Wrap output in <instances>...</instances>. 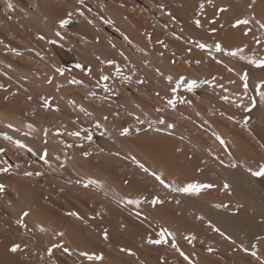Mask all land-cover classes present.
Here are the masks:
<instances>
[{"label": "bare ground", "instance_id": "1", "mask_svg": "<svg viewBox=\"0 0 264 264\" xmlns=\"http://www.w3.org/2000/svg\"><path fill=\"white\" fill-rule=\"evenodd\" d=\"M251 2L0 0V148L5 150L0 168H8L0 172V264H188L180 252L193 264H258L207 226L212 221L237 244L255 242L264 254V178L247 170L264 162V103L254 91L264 69L249 63L253 55L264 57V29L250 23L245 36L244 26L231 27L237 18H264V0L249 8ZM220 7L228 10L218 13ZM69 11L72 23L59 28L58 21ZM192 41L213 45V55L235 71L217 64ZM216 42L226 50L246 44V58L215 52ZM77 63L83 68H76ZM58 67L66 69L63 75ZM244 71L249 74L247 95L237 75ZM104 75L107 81L101 79ZM181 77L197 80L194 92L183 82L172 92ZM72 78L83 84L69 83ZM89 91L97 96L88 97ZM225 95L227 101L221 99ZM253 96L256 106L245 111ZM42 97L49 100L48 109L41 107ZM170 98L176 101L175 110L159 111ZM137 116L145 123L138 124ZM245 117L247 129L241 126ZM129 125L130 134L121 135ZM136 128L143 130L137 133ZM77 130L81 136L90 132L92 141L67 134ZM213 133L226 141L227 151ZM85 151L91 155L84 156ZM233 160L235 168L229 166ZM153 172L176 188L193 182L216 187L171 192ZM225 181L230 193L222 191ZM154 196L164 203L153 206ZM237 205L243 207L237 211ZM161 229L171 233L168 243H147ZM192 235L196 239L189 243ZM13 243L21 250L12 253ZM64 247L70 251L65 253ZM82 253L102 254L103 260H89Z\"/></svg>", "mask_w": 264, "mask_h": 264}, {"label": "snow or ice", "instance_id": "2", "mask_svg": "<svg viewBox=\"0 0 264 264\" xmlns=\"http://www.w3.org/2000/svg\"><path fill=\"white\" fill-rule=\"evenodd\" d=\"M207 2L209 4H212L213 0H207ZM78 3L80 4H84V0H78ZM256 3V0H252L251 3L248 4V7L249 8H253V6L255 5ZM8 8H11L12 5L11 4H8L7 5ZM204 9V4L201 3L200 4V10L203 11ZM228 9L227 8H224V7H220L217 9V12L218 13H223L225 11H227ZM76 14H79L81 16L84 15V13L82 11H80V9H76ZM89 11H91L89 9ZM74 13L72 11H69L66 15V18H62L58 21V24H59V28L61 29H66L71 23H72V17H73ZM174 19V18H173ZM255 23L256 25L259 26L260 29H264V18H261V19H256L255 15H252V18L249 19L247 16L244 17V18H237L235 19V21L232 23L231 27L232 28H238L240 26H244L245 27V31L243 32V35L247 36L249 35V33L251 32V29L250 28H247V26L250 24V23ZM89 23H91V21H89ZM105 23H111L110 20H105ZM197 25H199V20L196 21ZM212 32H216V29L215 28H212L211 29ZM57 36H60L61 33L60 32H57L56 33ZM39 39H44L43 36H39L38 37ZM125 39H127V37H125ZM159 43H163L162 41H158ZM50 43H55V41H50ZM192 43L195 44V46L201 50H206L207 51V55L209 57H211L213 60L216 61L217 64H223V66L225 68L228 69V71L230 72H233L235 71V69L229 67L227 64H224L223 60H220V59H217V57L215 55H213V52H212V48H213V45H209L207 43H203V42H198V41H192ZM255 43L257 44H260L261 41L259 39H256L255 40ZM166 47V45H165ZM248 46L245 44L243 46V48H236L234 50H226L224 46H222V44L220 42H216L214 44V48H215V52L217 53H225L226 55H229V56H237L239 55L240 59L243 60L245 59L246 57L243 55V51H244V48H247ZM9 51H12V52H15L16 55H20L19 52H17L15 49H9ZM189 51H191V49H189ZM37 55H39V53H37ZM121 55H123V53H121ZM107 63L109 64H115L116 62L114 60H109L107 61ZM197 63H199V61H197ZM249 63L252 64V65H255L257 68H261V69H264V57H257L255 55H253L251 57V59H249ZM76 68H83V66L79 63H77L75 65ZM56 71L63 75L64 72L66 71V69L64 68H56ZM120 69H119V66L117 65L116 67V75H120ZM237 75H239L240 77V80L242 82V89H243V93L244 95H247L248 94V91H249V85H248V80H249V74L247 71H244L242 74L241 73H237ZM102 80L104 81H107L109 79V76L107 75H104L101 77ZM123 79L125 81H131V77L129 76H124ZM167 79L169 81H171L172 77L169 76L167 77ZM215 80V78L213 77V81ZM49 83H52V79L50 78ZM181 82L184 83V86L186 87V90L188 92H194V90L198 87V82L197 80L193 79L191 81H185L184 77H181L180 78V81L177 82V85L176 87H173L172 88V92L175 93L177 91V88H179ZM234 81H230V83H232ZM69 83H72V84H83V81L81 80H77L75 78H72L71 80H69ZM136 83H143L142 80H137ZM199 83H203V84H208L210 83V81L208 80H202L200 81ZM4 86L2 84H0V88H3ZM103 89L105 92H108L110 91L109 87L107 84H103L102 85ZM222 87V86H221ZM254 91L257 92V94L259 95V98H260V102L261 103H264V79H261L259 80V82L255 85V88H254ZM88 97H96L97 96V93L95 91H89L88 92ZM158 95V94H157ZM29 100H31L32 98L31 97H28ZM43 100V103L41 105V107H43L44 109H48L50 107V103H49V100L48 99H45V98H41ZM222 100H225L227 101L229 99V97L227 95L225 96H222L221 97ZM256 98L255 96L253 97H249V106L245 107V111H248L250 112L252 108H254L256 106ZM239 107V105H237ZM172 108L173 110H175L176 108V101L175 99H167L166 101V104H165V107L164 108H160L158 109L159 111H164L165 108ZM116 115H119V113H116ZM129 115H132V113H129ZM221 115H224V113H221ZM228 120H235V117L233 116H228L227 117ZM249 117H245L244 118V122L242 123V127L244 128H248V121ZM136 120H137V123L138 124H144L145 121L140 119L139 116L136 117ZM161 123H163V120L160 121ZM236 123H240V121L236 120L235 121ZM99 125H97L98 127ZM171 127V125L169 126ZM132 126L129 125L128 127H124L122 132H121V135H129L130 134V130H131ZM149 128H152V124L149 123ZM143 129L141 128H136L135 131L137 133L141 132ZM154 131H161V129L159 128H154L153 129ZM83 131H86L87 130H83ZM250 132V130H249ZM69 136L73 137V138H79L81 140H88L89 142L92 141L93 137H92V134L90 132L87 133V135L85 136H81V131L77 130V131H70L67 133ZM171 133H169L170 135ZM251 134V132H250ZM213 135L215 136V139L217 141H219L220 145L221 146H224L225 147V150L227 151V145H226V141L218 134L216 133H213ZM5 139H11L10 137H7L5 136ZM19 146L23 147V145H20V142L17 141L16 142ZM259 143V141H258ZM69 147H71V145H69ZM260 147L262 149H264V143H260ZM179 150V149H178ZM5 151L4 149L0 148V152H3ZM29 151H31V149H29ZM101 152L104 151L103 148L100 149ZM84 156H90L91 155V151H85L83 153ZM114 155H119V153H115ZM229 156H231V153L229 152ZM41 159L45 160V163H47V160L45 159L44 156H41L40 157ZM127 158V157H125ZM132 162L137 164V166L142 170L144 171L145 173H148L149 172V169L146 168L144 166V164L142 163H139L138 161H136L135 157H132ZM221 163H223V161H221ZM230 167L232 168H235L237 167V163L235 160H233L231 162V164L229 165ZM248 172L252 175V176H255V177H261V178H264V162L260 163L258 166H257V169L256 170H253L252 168H248L247 169ZM8 171V168H0V172H7ZM33 173L31 172H26L25 175H28V176H31ZM152 176H154V178L159 182V184L165 188V189H168L169 191L171 192H185V193H191V192H199L201 191L202 189H210V188H214L216 187V185L214 184H211V183H199V182H193V183H189L187 184L185 187H182V188H176L174 187L173 185L169 184V183H166L165 180L163 178H161V176L157 175L156 173H150ZM36 175H42V173H39L37 172ZM85 187H87V184H85ZM230 190H231V185L229 183H227V181L224 182L223 184V188H222V191H228L230 193ZM4 191V185L3 184H0V192ZM135 203H139V201H135ZM150 203L155 206V205H158V204H163L164 201L160 199L159 196H154L152 198V200L150 201ZM176 203L179 204L180 201L179 200H176ZM215 207L217 208H227L228 205L227 204H217L215 205ZM243 205H237V211H239L240 208H242ZM25 215H27V213H25ZM66 215L68 216H71V217H75L76 219H81V217L78 215V213L76 212H68L66 213ZM197 219L198 220H203L204 217L203 216H197ZM17 223H22V221H17ZM208 227H210L212 229V231L218 233L221 237H223L225 240H228L230 243L236 245L237 249H239L240 251L250 255L252 258H254L255 261L258 262V264H264V254H259L258 253V244L257 243H251L250 245H245L243 242H241L240 244H237L236 240H234L232 238V236L226 234L224 231H222L219 227H217L215 224L212 223V221H208ZM62 235V234H61ZM171 235V233H168L166 229H161L158 233H157V236L158 238L157 239H153L151 236L148 237L147 239V243L149 244H153V245H160V244H166L168 243V240H167V236ZM103 236H104V239L107 240L108 239V233L107 231L105 230V232L103 233ZM189 243H191L193 240L196 239V237L194 235L190 236V237H187ZM256 240L259 242L261 240L260 237H256ZM24 247H27V245H25ZM53 247H56V245H53ZM172 247L175 248L176 245L175 243L173 242L172 243ZM12 253H16L18 251L21 250V245L18 244V243H13L11 245V248L9 249ZM63 251L65 253H68L70 250L67 248V247H64L63 248ZM121 251H129L130 250H127V249H121ZM213 249L212 248H208V252H212ZM48 252L49 254L51 253V248L48 249ZM82 255H85L87 256V258L89 260H96V261H102L103 260V255L100 254V255H96V254H93V255H89L88 253H82ZM180 255L183 256L184 260L188 262V264H193V262L190 260V258L185 255L183 252H180Z\"/></svg>", "mask_w": 264, "mask_h": 264}]
</instances>
